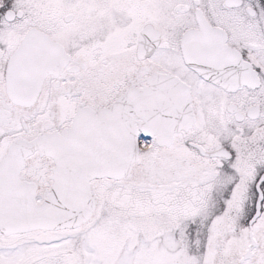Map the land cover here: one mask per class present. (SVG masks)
Returning a JSON list of instances; mask_svg holds the SVG:
<instances>
[{"label":"snow or ice","instance_id":"1","mask_svg":"<svg viewBox=\"0 0 264 264\" xmlns=\"http://www.w3.org/2000/svg\"><path fill=\"white\" fill-rule=\"evenodd\" d=\"M0 264H264V0H0Z\"/></svg>","mask_w":264,"mask_h":264}]
</instances>
